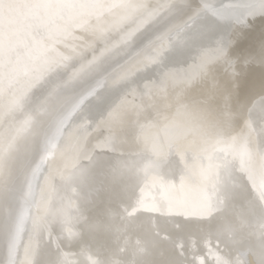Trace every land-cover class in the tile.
<instances>
[{"label":"bare ground","instance_id":"bare-ground-1","mask_svg":"<svg viewBox=\"0 0 264 264\" xmlns=\"http://www.w3.org/2000/svg\"><path fill=\"white\" fill-rule=\"evenodd\" d=\"M0 264H264V0H0Z\"/></svg>","mask_w":264,"mask_h":264}]
</instances>
